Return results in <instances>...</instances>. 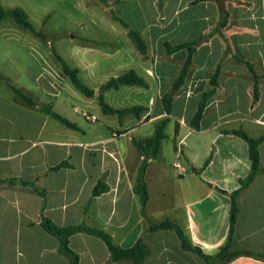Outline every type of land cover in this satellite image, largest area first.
Returning a JSON list of instances; mask_svg holds the SVG:
<instances>
[{"label": "crops", "instance_id": "1", "mask_svg": "<svg viewBox=\"0 0 264 264\" xmlns=\"http://www.w3.org/2000/svg\"><path fill=\"white\" fill-rule=\"evenodd\" d=\"M194 1L106 0L112 7L110 18L90 21L106 29L108 36L84 38L83 47L75 54L80 51L86 56L104 49L107 52L103 55L113 68L124 73L134 70L147 83V88L121 86L103 93L109 105L108 94L121 90L142 102L139 105L147 110L130 125L123 123L125 115L115 122L108 117L116 115L103 113L99 90L119 74L102 73L106 66L98 62H89L82 69L69 65L78 70V77L84 72L80 81L97 91L92 97L84 95L81 101L88 108L96 107L103 120L90 111L82 112L87 124L73 116L71 101L51 78L45 92L54 97V106L35 100L32 90L18 89L36 102L30 107L16 101L17 88L0 74V81L12 87L11 92L0 89V264H70L60 252L58 239L41 227L42 208L44 215L59 226L84 223L109 233L116 245L132 247L148 227L134 191L145 157L133 139L151 137L155 124L165 118L169 119L167 137L160 154L148 159L147 215L156 222L169 219L178 224L206 255L215 256L226 244L231 200L218 188L228 192L238 189L239 179L250 172V161L247 144L222 130L243 129L253 138L264 135V0ZM222 8L229 11L230 18L228 26L217 33ZM129 29L137 31L146 43L145 56L130 39ZM185 43H195L196 50L183 86L174 91L172 86L188 51L171 53L167 45ZM234 56L253 63L262 76L260 99L254 105L252 75ZM122 57L127 65L122 66ZM218 67L219 85L206 102L200 129L194 130L191 120ZM169 93L173 104L167 115L163 98ZM45 109L60 114L77 129L61 123ZM143 126L153 130H138ZM259 152L264 167V141ZM210 156V163L204 167ZM178 159L185 162L184 167H174ZM61 163L66 165L55 168ZM9 179L33 183L45 197L31 186L4 181ZM99 182L107 190L94 196ZM235 234L243 247L264 253V175L257 177L241 198ZM149 245L146 264H204L181 247L172 230L156 232ZM70 247L79 255V264H130L114 262L105 243L88 234L72 235ZM229 264L264 261L242 256Z\"/></svg>", "mask_w": 264, "mask_h": 264}, {"label": "trees", "instance_id": "2", "mask_svg": "<svg viewBox=\"0 0 264 264\" xmlns=\"http://www.w3.org/2000/svg\"><path fill=\"white\" fill-rule=\"evenodd\" d=\"M100 1L102 3H106V0H100ZM201 1H206V0H196L193 2V4L199 3ZM220 1L226 2V0H220ZM237 3L240 4V2ZM246 6H249V4H246ZM7 16L13 18L14 21L17 23V25H19L20 27L31 31L32 33H37L35 27L32 25V23L29 20V16L27 12L24 9L20 7H16L10 10H5L0 4V21ZM229 18H230L229 11L225 8L224 9L222 8L219 22L215 30L217 33H221L222 30L228 26ZM115 19H117L127 27V24L123 20H121L116 16ZM128 35L132 40V42L136 45L141 55L145 56L147 52V45L144 42L141 35L137 31L132 29H129ZM167 49L171 53L174 51H178L180 49H187L188 51V56L182 67L180 75L177 78V80H175L172 86V89L174 91H177L184 84V79L191 66L192 55L196 50V44L185 43V44H179L174 47H170L169 45H167ZM56 57L58 61L61 63L63 72L67 77L70 78L74 87L87 97L94 96L95 92L89 89L88 87H86L80 81L78 77V70L70 67L68 63L61 56L56 54ZM235 59L246 65L252 75V80H253L252 105H254L260 99L259 84L262 76L258 74L255 65L253 63L243 60L239 57H235ZM219 72H220V68L218 67L213 73V76L210 80V88L203 94L202 99L198 105V109L191 120V126L194 130L200 129V122L204 114L206 102L208 98L212 96L217 90V87L219 85L218 82ZM121 86H138L144 88L148 87L145 80L141 78L134 70H130L117 77H113L109 79L99 90V98H98L99 105L103 113L108 115H117L119 117H122L127 114H131L134 115L137 119H140L141 114L147 110L146 107L141 105H133L126 108H113L105 101L103 93L106 90L118 89ZM14 91H15L16 101H19L30 107H34L37 105L32 97L24 94L22 91L18 89H14ZM172 104H173V97L169 93L163 98V107L167 115H169L172 111ZM44 111H46L49 115H51L61 123L65 124L66 126L72 129H77V126L74 123L70 122L68 119L64 118L60 114L52 112L48 109H45ZM168 122H169L168 118L162 119L161 121L157 122L155 124V132L149 138L143 140L133 139V144L137 148L138 152L145 157L142 160V163L139 167L137 184L135 186L134 191L139 196L140 204H141V213L145 221L148 223V227L143 232V234L137 239V241L134 243L132 247L122 248L116 245L112 236L109 233L97 228L89 227L84 223L73 226H59L44 215V209L42 208L40 225L46 232H48L49 234L53 235L58 239L60 244V252L68 257L70 264H79L80 262L79 255L70 247V237L74 234L84 233L101 239L107 246L110 257L114 262H128L130 264H146V261L151 251L149 240L156 232L161 230L174 231L178 236L181 247L185 251H189L200 257L203 260L204 264H229L238 257H242V256L252 257L254 259L264 261L263 252H258L243 247L238 242L235 234L236 224L238 222L241 212V198L246 193L250 185L254 182V180L257 177L264 175V167L260 163V152H259V146L264 141V135L259 138H253L250 135H248L243 129L222 130V132L225 134H233L240 137L247 144L248 157L250 161V172L246 177L239 179L238 189L232 192H228L226 190H222L218 188L219 192L228 195L231 200V206L229 211V233L226 244L220 248L219 252L215 256H209L206 255L199 246H196L191 242L188 235L178 224H176L175 222L169 219H164L159 222L153 221L147 215L146 212V206L149 201V192L145 179L146 171L148 167V159H156L160 154L162 142L167 137L165 130ZM210 161H211V156L206 160L204 167L207 166L210 163ZM64 165H66V163H61L55 168H59ZM4 181H7L11 185L22 184L26 186H31L36 193L40 194L42 197H45L44 191L35 187L34 184L31 182H26L17 179H9ZM106 190H107L106 186L102 182H99L93 190V195L94 196L100 195L104 193Z\"/></svg>", "mask_w": 264, "mask_h": 264}, {"label": "rangeland", "instance_id": "3", "mask_svg": "<svg viewBox=\"0 0 264 264\" xmlns=\"http://www.w3.org/2000/svg\"><path fill=\"white\" fill-rule=\"evenodd\" d=\"M0 4L5 10L16 7L24 9L37 32L32 33L20 27L9 16L0 21V74L8 77L11 80L10 85L17 89L32 90L35 100L54 106L55 100L52 99L54 97H49L45 92V85L51 78L58 87L61 86L62 95L70 100L73 107L76 108V111L74 108L70 109L73 116L87 124L82 112L90 111L102 121L96 107L88 108L81 101L85 99L84 95L65 75L56 54L72 67L82 69L83 65L89 62H98V64L106 66L102 73H117L119 75L124 73L113 68L110 61L103 55L107 52L104 49L98 48L86 56H83L80 51L79 54H75L76 50H81L83 47L84 38L101 39L108 36L106 29L94 26L90 21H98L104 17L110 18L112 15L110 3H102L100 0H0ZM72 36L75 37L73 40ZM124 65L127 63L122 57V66ZM79 77L81 80L84 79V72H81ZM10 85L0 81L2 90L11 92ZM110 94H108L107 100L110 105L116 108H126L142 103L135 100L136 98L133 96L124 95L122 90L112 91ZM62 100L64 101V98ZM108 118L117 122L120 117L116 115ZM122 120L123 123L130 125L136 120V117L129 114L125 115ZM138 130H153V128L152 126H143ZM168 130L174 129L168 128ZM165 148L168 149L169 145H166ZM172 160L173 158L168 164L170 170L173 167ZM176 161L183 167L185 166V162L181 159ZM171 186L172 191L174 189L172 183Z\"/></svg>", "mask_w": 264, "mask_h": 264}, {"label": "built area", "instance_id": "4", "mask_svg": "<svg viewBox=\"0 0 264 264\" xmlns=\"http://www.w3.org/2000/svg\"><path fill=\"white\" fill-rule=\"evenodd\" d=\"M176 168H181L180 164L178 162L175 163Z\"/></svg>", "mask_w": 264, "mask_h": 264}]
</instances>
